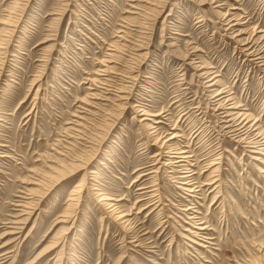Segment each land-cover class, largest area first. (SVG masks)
<instances>
[{"label": "rangeland", "instance_id": "1", "mask_svg": "<svg viewBox=\"0 0 264 264\" xmlns=\"http://www.w3.org/2000/svg\"><path fill=\"white\" fill-rule=\"evenodd\" d=\"M261 65L264 0H0V264H264Z\"/></svg>", "mask_w": 264, "mask_h": 264}, {"label": "bare ground", "instance_id": "2", "mask_svg": "<svg viewBox=\"0 0 264 264\" xmlns=\"http://www.w3.org/2000/svg\"><path fill=\"white\" fill-rule=\"evenodd\" d=\"M257 55V54H256ZM251 57V56H250ZM261 66H264V65H261ZM203 70V69H202ZM205 80V79H204ZM209 82V81H208ZM217 85V83L216 82H211V84L208 86V87H214V86H216ZM207 87V88H208ZM223 96H225L224 95V93L223 92H218L214 97H215V106L216 107H218V106H220V102H225L224 100H226L228 97H223ZM233 101V100H232ZM235 102L236 101H234V104H235ZM224 104V103H223ZM87 105H89V104H87ZM235 105H237V104H235ZM232 106V105H231ZM230 106V107H231ZM224 108L225 110H224V113L226 114V118L227 117H233V118H237L238 116H244L243 114H239L240 112H238V109H236L234 106H232L231 108ZM218 109V108H217ZM221 110V109H220ZM222 111H223V109H222ZM145 115H147L146 113H144V115L143 116H145ZM248 116V115H247ZM154 117V116H153ZM157 117V116H156ZM250 117V116H249ZM248 118V117H247ZM246 118V119H247ZM77 119H80V118H77ZM142 120H145V119H142ZM243 120V119H242ZM241 120V121H242ZM251 121V120H250ZM77 122V121H76ZM75 123V122H74ZM76 126V125H75ZM240 136V135H239ZM241 137V141H242V143H244V142H247V148L248 149H250L251 151H250V153L251 154H254L255 156V158H254V160L255 161H260L261 160V158H263L264 157V138L261 140H259V138L258 139H249L248 137H249V135H247V134H245V135H243V136H240ZM243 137H245V138H243ZM247 140V141H246ZM164 146V145H163ZM178 154V153H177ZM176 155V154H175ZM156 157V156H155ZM176 158H178V157H176ZM180 158V160H178V162L177 163H182V162H184V160L183 159H185V157H179ZM187 159V158H186ZM253 159V158H252ZM176 160V159H175ZM264 160V159H263ZM174 163V162H173ZM262 163V162H261ZM168 164V163H167ZM175 164V163H174ZM84 165H87V163H85ZM190 166V165H189ZM61 167H63V166H61L60 165V168ZM178 167V166H177ZM176 167V168H177ZM67 168H69V167H67ZM48 169H50V171H49V173L46 175H43L44 177H41L42 179V181L41 180H36L34 183H28V185H33L34 186V188H32V189H29V190H27V192H26V195H25V198H24V200H25V203H23L22 205H19V207L20 208H22L21 209V213H20V215L18 216V218L17 219H15V221H11V225H13L12 227H9V232H7L5 235H7V236H19L21 233H22V231L24 230V226L27 224V222L31 219V217L35 214V212L38 210V205H39V203H41V200L45 197V195L46 194H48L52 189H53V187H55L56 185H58L59 183H61L62 181H64L67 177H69L70 175H72L73 173H77L79 170H82V168H81V165H74V166H71V168H69L68 170L66 169V168H64L63 167V169L61 168V169H57V168H52V167H50V168H48ZM177 170V169H176ZM179 170V169H178ZM151 171V170H150ZM180 171V170H179ZM207 171V170H206ZM88 174L89 175H93V174H95V172H88ZM195 175V174H194ZM181 176H183V175H181ZM187 176V175H186ZM40 179V178H39ZM90 179V178H89ZM86 180V179H85ZM84 179H82L81 181L82 182H84L85 181ZM181 180V179H180ZM183 181V180H182ZM185 181H186V179H185ZM184 181V182H185ZM81 182V183H82ZM183 182V183H184ZM187 182V181H186ZM188 183V182H187ZM192 183V182H191ZM213 184H215V183H213ZM192 186H194V185H192ZM206 186V185H205ZM211 186V185H210ZM184 187V186H183ZM199 187V186H198ZM191 188V187H190ZM83 189V191L85 190V188H83L82 187V184H80V185H76L75 186V190L73 191V192H77V193H79V192H81V190ZM183 189V188H182ZM215 189V188H214ZM194 190V189H193ZM79 191V192H78ZM186 191H187V189H186ZM192 191V190H191ZM197 191V190H196ZM76 193V194H77ZM85 193V192H84ZM158 193V192H157ZM194 193V192H193ZM95 194H97V193H95ZM196 194V193H195ZM96 196V195H95ZM100 197V196H99ZM153 197V196H152ZM192 197V196H191ZM96 198H97V196H96ZM78 199V198H77ZM77 199H75L73 196L72 197H70V199H68V202L70 203V205H69V207H72L74 204L76 205V203H77ZM100 200V202H102L103 203V205L104 206H106V209H108V211L107 210H105L106 211V215L108 216V217H114V218H116V219H119V221L121 220V219H123L124 217L123 216H121V215H117L116 214V216H114L115 215V208H113V205L112 206H110V204H108L107 203V201H108V198H106L105 196H102L101 198H99ZM36 200V203L35 204H33V201H35ZM111 200V199H110ZM115 201V200H114ZM149 201V200H148ZM74 203V204H73ZM98 204V203H97ZM101 204V203H100ZM75 207V206H74ZM103 207V206H102ZM187 209V208H186ZM104 210V209H103ZM146 210V209H145ZM197 218V217H196ZM112 219V218H111ZM195 220V219H194ZM114 221V220H113ZM117 221V220H116ZM192 221H193V219H192ZM67 222V213H64V215H62V216H60V219L56 222V223H66ZM125 223H126V221H125ZM119 224H122V222H120ZM193 224V223H192ZM191 224V225H192ZM72 225V224H71ZM122 226H123V224H122ZM127 226V225H126ZM125 227V226H124ZM193 227V226H192ZM200 227V226H199ZM72 228V226H70L69 228H67V229H61L60 230V232H58V235H60L61 236V234L62 235H65L66 233H67V231H69V229H71ZM199 229H202V228H199ZM205 229V228H204ZM121 230V229H120ZM127 230V229H126ZM187 231V230H186ZM194 231V230H193ZM192 231V232H193ZM202 231H203V229H202ZM196 232V231H195ZM199 233V232H198ZM190 234H191V232H190ZM197 234V233H196ZM57 235V236H58ZM194 235V234H193ZM200 235V234H199ZM3 236V235H2ZM56 236V237H57ZM59 236V237H60ZM126 236V235H125ZM192 236V235H191ZM194 236H196V235H194ZM61 238H55V241L54 242H52V244L50 245V247L48 246V248H46V249H48V250H53V249H55L58 245H59V240H60ZM188 240V239H187ZM14 241V240H13ZM136 241V240H135ZM139 241V240H138ZM191 241H192V239H191ZM193 241H195L194 239H193ZM134 242V241H133ZM8 243V242H7ZM128 243V242H127ZM132 243V242H131ZM194 243V242H193ZM6 244V243H5ZM4 245V244H3ZM3 245H1V247L3 246ZM7 245V244H6ZM61 245V244H60ZM3 255V254H2ZM6 255V254H5ZM42 256V253H40V254H37V256L36 257H34V259H33V261H31L29 264H33L34 263V260H36V259H38L39 257H41ZM5 259V258H4ZM9 259V258H8Z\"/></svg>", "mask_w": 264, "mask_h": 264}]
</instances>
